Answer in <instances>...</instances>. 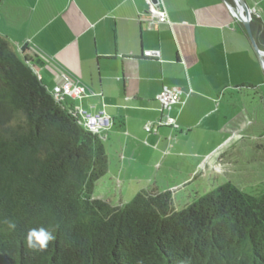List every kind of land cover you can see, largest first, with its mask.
I'll return each mask as SVG.
<instances>
[{
	"label": "crops",
	"instance_id": "1",
	"mask_svg": "<svg viewBox=\"0 0 264 264\" xmlns=\"http://www.w3.org/2000/svg\"><path fill=\"white\" fill-rule=\"evenodd\" d=\"M40 1L3 0L0 34L49 90L86 86L62 100L111 118L101 131L109 167L93 197L120 206L145 188L176 195L196 178L227 175L225 151L256 123L252 139L264 141V67L234 0H163L169 22L153 19L146 0ZM246 1L264 24V0ZM149 48L161 50L159 60L142 56ZM165 86L188 95L162 108ZM165 116L176 125L145 130Z\"/></svg>",
	"mask_w": 264,
	"mask_h": 264
},
{
	"label": "trees",
	"instance_id": "2",
	"mask_svg": "<svg viewBox=\"0 0 264 264\" xmlns=\"http://www.w3.org/2000/svg\"><path fill=\"white\" fill-rule=\"evenodd\" d=\"M251 27L264 50L262 20ZM24 58L0 34V264H264V190L226 181L181 209L155 187L120 206L93 197L104 141ZM41 226L56 239L28 249Z\"/></svg>",
	"mask_w": 264,
	"mask_h": 264
},
{
	"label": "rangeland",
	"instance_id": "3",
	"mask_svg": "<svg viewBox=\"0 0 264 264\" xmlns=\"http://www.w3.org/2000/svg\"><path fill=\"white\" fill-rule=\"evenodd\" d=\"M44 3L49 5L50 0L40 1V5ZM259 127L261 125L258 123L251 126L246 132L251 137L241 139L239 143L225 151L227 164L232 166L227 175L218 180L194 179L186 188L173 195L175 208H183L195 199L196 194H204L226 181H231L250 193L264 190V141L252 139V135H260ZM229 160L232 163H229ZM233 160H238V164L234 165Z\"/></svg>",
	"mask_w": 264,
	"mask_h": 264
},
{
	"label": "built area",
	"instance_id": "4",
	"mask_svg": "<svg viewBox=\"0 0 264 264\" xmlns=\"http://www.w3.org/2000/svg\"><path fill=\"white\" fill-rule=\"evenodd\" d=\"M146 2L147 13L153 19L158 22H169V17L163 0H146ZM142 56L159 60L161 57V50L159 48L144 49L142 50ZM52 91L58 99L62 100L66 95L81 97L86 91V86L78 83L72 85L69 81H66L55 86ZM184 95H188V92L185 93L183 89L177 86H165L157 95V99L160 101L162 108H167L170 104L183 102ZM78 112L82 117L84 126L94 133H99L101 135V131L112 124L111 118L103 111L92 113L86 110H78ZM175 125V118L165 116L160 118L157 123L153 124L150 122L145 124V130L149 133H157L162 126Z\"/></svg>",
	"mask_w": 264,
	"mask_h": 264
},
{
	"label": "clouds",
	"instance_id": "5",
	"mask_svg": "<svg viewBox=\"0 0 264 264\" xmlns=\"http://www.w3.org/2000/svg\"><path fill=\"white\" fill-rule=\"evenodd\" d=\"M9 227L15 229L16 224L14 222H9ZM55 239L54 230L41 226L28 230L25 237V244L30 250L44 251L48 248L49 243Z\"/></svg>",
	"mask_w": 264,
	"mask_h": 264
},
{
	"label": "water",
	"instance_id": "6",
	"mask_svg": "<svg viewBox=\"0 0 264 264\" xmlns=\"http://www.w3.org/2000/svg\"><path fill=\"white\" fill-rule=\"evenodd\" d=\"M234 2L235 4L228 2V5L230 6L231 10L238 18V20H240L244 24L247 33L249 35V38L251 40V43L255 48V50L257 51V53L260 55L264 67V50L260 49V47L258 46L251 27L252 8L248 5L246 0H234ZM24 61H26L27 63L30 62V60L26 58H24Z\"/></svg>",
	"mask_w": 264,
	"mask_h": 264
}]
</instances>
